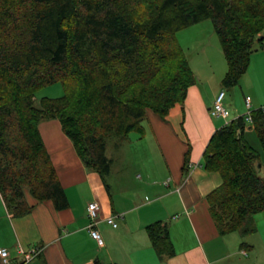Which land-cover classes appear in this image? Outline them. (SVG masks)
<instances>
[{
    "label": "trees",
    "instance_id": "16d2710c",
    "mask_svg": "<svg viewBox=\"0 0 264 264\" xmlns=\"http://www.w3.org/2000/svg\"><path fill=\"white\" fill-rule=\"evenodd\" d=\"M205 20L227 64L222 89L234 88L262 47L264 0H0V196L7 210L17 217L31 211L26 190L57 210L68 206L38 131L43 120H58L84 166L104 177L110 136L140 131L146 111L165 118L183 103L195 80L175 34ZM56 83L64 96L36 101L37 90ZM249 126L261 153L245 140L239 116L214 132L203 154V168L222 178L207 196L220 235L253 234L254 216L264 211V107L251 112ZM146 234L159 256L174 255L166 224H150Z\"/></svg>",
    "mask_w": 264,
    "mask_h": 264
},
{
    "label": "crops",
    "instance_id": "0c3cea01",
    "mask_svg": "<svg viewBox=\"0 0 264 264\" xmlns=\"http://www.w3.org/2000/svg\"><path fill=\"white\" fill-rule=\"evenodd\" d=\"M197 78L184 102L175 104L165 118L146 111L140 131L124 136L129 138L127 155L120 148L108 156L106 147L110 184L84 166L58 120L40 122L38 131L68 206L57 210L51 201L38 202L26 190L31 211L17 217L0 196V249L8 251L10 264H264V211L254 216L255 232L243 238L236 232L220 235L210 217L207 196L222 178L203 168V154L227 121L210 113L221 84L208 95ZM239 84L229 106L233 119L248 111L247 97L250 111L264 107V36ZM249 125L246 133L253 131ZM258 165L264 179V165ZM90 203L98 207L100 246L87 228ZM116 214L122 218L113 228L106 219ZM156 222L167 226L171 257L159 256L149 242L146 227ZM34 249L39 254L26 262L20 251Z\"/></svg>",
    "mask_w": 264,
    "mask_h": 264
},
{
    "label": "rangeland",
    "instance_id": "374dc122",
    "mask_svg": "<svg viewBox=\"0 0 264 264\" xmlns=\"http://www.w3.org/2000/svg\"><path fill=\"white\" fill-rule=\"evenodd\" d=\"M175 39L180 49H182L195 79L198 81L199 77L197 78V76L202 78V86L204 87L206 93L208 95L211 94V91L215 89V85L218 83H220L222 86V80L227 71V64L220 50L218 39L213 30L211 21L205 20L185 28L175 34ZM210 66L212 70H210ZM75 86V83H73L72 87L75 88ZM238 89L239 86L230 90L222 89L225 92L223 104L224 107L228 105L227 108H225L229 112L232 95L234 91L238 92ZM64 93L63 86L60 83H56L37 90L35 99L36 101H39L41 98L57 99L64 96ZM247 113L248 111L245 114ZM232 114L230 112V116L226 120L227 122L233 119ZM128 139L129 138L127 137L110 136L106 140L108 156H115V154L117 155V152L120 148L124 150ZM245 140L254 150L261 153V147L254 131L247 133L245 132ZM124 151L127 155L128 152L126 149ZM138 174L139 175L136 179L140 180L141 175L140 173ZM104 179L106 180L107 184L112 182V177L107 175L104 176Z\"/></svg>",
    "mask_w": 264,
    "mask_h": 264
},
{
    "label": "built area",
    "instance_id": "2783aa9c",
    "mask_svg": "<svg viewBox=\"0 0 264 264\" xmlns=\"http://www.w3.org/2000/svg\"><path fill=\"white\" fill-rule=\"evenodd\" d=\"M224 98H225V92L223 90L219 91L214 98L213 106L211 108L210 113L213 117L220 118L226 121L230 116V112L224 107V104H223ZM245 104L248 109V113L245 114L243 118L246 124L247 123L251 124V112L252 111H250V105H249L250 99L248 97L245 98ZM227 123L228 122H226V124ZM86 212H87V218L89 220L87 228H88L90 237L100 246L102 245L103 241H102V238L98 230L96 229V222L98 218V207L96 203L88 204L86 208ZM118 218H122V214H116V215L110 216L106 219V222L111 227L116 228L117 227L116 220ZM20 252L22 253V256L27 262L30 259H32L34 256H36L37 254H39L40 250L34 249L33 251L27 252V253H23L22 251ZM0 264H10L9 258H8V251L6 249H0Z\"/></svg>",
    "mask_w": 264,
    "mask_h": 264
},
{
    "label": "water",
    "instance_id": "95a60500",
    "mask_svg": "<svg viewBox=\"0 0 264 264\" xmlns=\"http://www.w3.org/2000/svg\"><path fill=\"white\" fill-rule=\"evenodd\" d=\"M258 167H260V165H258Z\"/></svg>",
    "mask_w": 264,
    "mask_h": 264
}]
</instances>
